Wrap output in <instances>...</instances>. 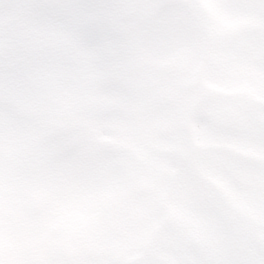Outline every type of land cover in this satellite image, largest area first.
I'll use <instances>...</instances> for the list:
<instances>
[{"label": "rangeland", "instance_id": "rangeland-1", "mask_svg": "<svg viewBox=\"0 0 264 264\" xmlns=\"http://www.w3.org/2000/svg\"><path fill=\"white\" fill-rule=\"evenodd\" d=\"M101 1L102 0H96L95 6L93 3H89L88 7L86 8L87 12H85L76 8V4L78 2L80 4H85L84 0H0V7H8V9L12 10V12L14 10L17 11L15 15L6 19L1 15V19L3 20V22H0L1 36H5L7 34L8 37L13 36L19 38L18 30L23 35H25V29H21L25 24L20 25V20L26 19L28 20L27 24L34 28V30H32V34H40V36L47 38L43 48L35 54L38 59L41 60L43 58L45 60H41L43 61L42 63L39 62L40 60L34 61L32 59H28L29 49H27L25 46H22L19 48L24 49L20 50L17 54L24 63H21V66L13 70L15 73L11 72L9 65H4L2 68L0 67V179L5 178V188L0 199V227L1 224H5L4 220H6L7 224L10 225L11 223L20 225V222L22 221V215L17 212H12L13 208L7 206L6 200L7 202H11L12 200L18 198V196L25 195L20 190L23 184L32 185L35 192H37V189L43 192L42 194L37 195V198L39 197L41 201L40 204L37 206L34 205V207L35 209H49L50 212L46 213L45 218L51 216L53 214L52 211H58L57 213L63 214L67 212L68 209L73 210V207L76 204H79L85 200V193H96L95 190L88 187H90L93 182L97 183L96 180L99 178L98 175L93 176L92 172L85 173L84 171L82 172V170L80 174L73 173L75 170H73L71 173L68 167L73 168L78 165L79 167H82V158L77 159L78 151L86 148V150L89 152L91 150L98 152L101 149L98 146L99 143H95L97 141V133L94 135L96 138L93 142L82 140L83 143L81 144L73 142L70 146H68V144L64 141V137L69 134V130L58 131L61 129V126H58L57 124L49 127V133L46 135V138L47 143H51L52 145H48L51 150L46 151L45 156L47 159H51V165L49 167H42L40 162L43 159L36 160V155L32 156V154L34 152L45 151L44 145L46 146V142L42 141L40 143L39 131L31 133L29 130L33 124V117L36 111H38L37 105L31 104V106L34 105L32 112H30V114L33 116L32 119H29L27 113L18 115L16 111L14 112L13 109L9 108H12L15 103L18 104V102L21 101L24 103H32V100L29 99V96H32L31 93L36 94V89L39 92H42L43 85L47 81L52 84V87H57L56 90H59V88L63 86H67L71 90H77L82 85L84 86L86 75L94 65L95 60L93 59H95L97 56H100V54H97L96 50V43L98 45L102 43L99 37L86 40L88 43H91V52L85 53L86 58H83V63L81 66L76 68L67 76H63L64 80L61 82L58 81V77L59 74H64V70L63 68L57 70L55 67L58 65L57 62H59L64 57L62 53L66 51L69 41L68 38L72 39L73 41L69 47L72 48L69 54V62L71 64L76 63L77 54L75 49L78 47L80 48V45L85 42L84 39H80L79 37L72 38L67 35V32L68 34H71L73 30L70 29L71 26H67L65 19L69 17H73L74 19L79 18L82 26L85 22L88 23L90 21H95V16L98 14V12H100L101 15V11L97 9V6ZM156 1L157 0H126L123 4H120L118 8H122L125 4H134L136 2L149 6L152 2L155 3ZM252 1L253 0L206 1L209 4L208 11H210L211 16L210 29H213L212 32L214 38L213 46L210 49L211 60L209 65L208 79L211 83L214 81L220 82L224 86L223 88L225 90H248L256 95L258 94L264 96V64H260V67L258 65L254 66L256 64H251V59L258 56V54L261 52L260 49L264 50V0H256L255 2ZM114 2L115 1L108 3V6L105 9L110 8ZM182 5L183 4L179 0H174L171 2L172 8L170 6H168V8L166 7L163 10V13L164 15L170 14L171 12L174 15L177 13L180 17L185 10L184 17L186 22L181 25L179 30L180 32L188 31L189 33H191L193 30V33H195L196 24L194 25V14L191 15V13H188L190 10L183 7ZM20 6L22 7L18 10ZM70 11L72 12L70 13ZM36 13L42 17V21H34L35 18L38 19V16H35ZM60 13L62 16L58 17ZM196 14H198L200 17L199 13ZM198 21H200L199 18ZM240 25L242 27L240 31H245L243 36H241V44L242 47L244 46V50L241 52L235 50L226 36L228 32H236ZM252 28H257L259 32L262 33V36L259 33L254 34L253 36L256 41H258V43H255L251 38V32H249V30ZM206 36L207 34L205 25L202 22L200 32H198V39L201 42L202 51L206 41ZM62 39H65V43L63 45V49L61 50V43L63 42ZM197 41L198 40L194 38V51L197 48ZM18 44L19 42L16 45ZM1 45L2 39L0 38V47ZM55 49L60 50L57 52ZM191 56V52H188L187 57ZM3 58H5L4 50L0 51V59ZM30 65H32L31 68L29 67ZM195 65L196 64L194 63V66ZM69 69L70 66L68 64L65 71H68ZM11 78L15 79L16 82L10 83L9 79ZM30 79H34V81L37 79L32 85V91H30L29 87L31 84ZM114 79L118 80L120 77L115 76ZM226 80L229 82H225ZM3 84L10 85L7 87L3 86ZM224 84L228 86H225ZM2 89H5V91ZM71 93L73 94L74 91ZM94 95L95 93L82 94L80 95V99L84 105H87L88 101L91 100ZM204 100L207 101L208 99L204 98ZM239 102L243 106H248V108H253V105L259 107V104L255 102L245 100H240ZM66 110H68V113H73L71 106L66 108ZM254 110H256V108H254ZM255 121L256 120L252 122L254 123ZM43 122L44 120H38L36 128L41 127ZM204 125L205 124H203L202 128L200 127L199 129V147L197 148L198 150L195 154L197 155V160L203 156L216 155L213 152L216 147L212 148L210 146V141H213V139L210 140L212 134L211 132H207L205 130L203 127ZM22 131L25 134L24 136H22ZM54 131L59 132V135L56 138L54 137ZM117 137L120 139L119 135H117ZM87 138H90L89 135ZM52 141L54 143H52ZM240 141L241 139L236 141V143H239ZM59 143H62V148L56 147ZM22 146H25V148H23V152ZM183 151L184 149L180 150L179 153H183ZM261 157H264V153L261 154ZM147 159L150 158L147 156ZM262 161L264 162V160ZM240 163H242V161ZM35 167H37L39 170H42V172L38 173L34 170L36 174H28V171ZM57 168L59 169L57 177L58 180H62L64 172L67 168L66 180L62 181V187L60 190L53 187V183H55L56 180L50 181L49 186H43V179L47 178V172ZM259 173H261V169H259ZM188 177L189 172L185 170L180 178V193L176 199V203L179 206H183L186 195H189V192H191L190 189H192L189 187L190 183ZM221 178H223V180L228 183L230 189H233L230 186V180L227 176L223 175ZM261 178L264 180V174L261 176ZM65 183L68 185L67 188L63 187ZM135 185L139 186L137 182H135ZM225 189L228 190L226 186ZM68 190L75 191V193H73V198L77 199V201L72 200L71 202V196L66 200H63V198L60 197L61 191L67 192ZM102 192L103 191L101 190L99 193ZM254 195L256 196V194ZM180 196H182V198ZM132 197L135 201L134 205L143 201V197H135L134 195ZM68 201L69 203L71 202V204L67 203ZM103 201L106 203V206H110L111 201L107 199H104ZM258 202L259 204L256 208L258 211L255 213L253 212V209L250 208L251 215L250 218L247 217V222L251 227H257L259 230L264 231V210H261L262 206L264 205V199L262 201L259 198ZM5 203L6 205L3 209L2 205ZM98 203L100 205L99 200ZM39 205L42 206L37 208ZM174 215V219L182 222V220H180L176 214ZM3 216L5 217L3 218ZM114 221L115 219H112L108 222V224L113 226ZM28 223L29 230L35 229L37 225L41 223H43L49 231L52 229L51 222H47L46 220L41 222L37 219L35 220L31 218ZM213 223L216 222H213L211 219L207 218V225L203 226L205 234L203 232L198 233V229L201 226L197 227V229L195 227V230L194 228H189L194 235H199L202 241L206 240L209 246L211 245L215 247V249H212V254L218 255L217 259L220 261L219 264H229L225 261V256L221 255L224 252L225 247L223 248L222 245L219 250H217L216 237L215 240L212 241L213 237L211 235L214 233V226H212ZM23 231L24 230L19 231V233L24 234ZM243 233H245L244 235L247 236L244 240V252L243 257H240L241 260H243L245 264H264V242L253 235L248 234L247 231H243ZM38 237H41L40 233L38 234ZM21 238L23 242H26V244L23 245L25 247H21L25 248V250L28 249V251L22 250L20 252V249L17 252L9 251L8 247L7 250H1L3 248V242L5 238L3 234H0V264L41 263L39 259L44 258V256L31 245L33 242L27 239L25 235H23ZM45 238L53 239L47 235H45ZM163 241H171V238L164 237L162 239V242ZM222 243L224 244V241ZM168 244L169 243H165L162 246L166 247ZM158 245L159 244H157V246ZM3 251L6 252L2 254ZM162 255H164V258L167 262L171 261L173 264H195V261L193 263L190 258L187 257V255L184 256L183 260L178 256L175 257V255L172 254L166 255V252L164 251L162 252ZM245 255L246 258L244 257ZM45 258L51 257L47 255ZM203 264H214V262L209 259H204Z\"/></svg>", "mask_w": 264, "mask_h": 264}, {"label": "snow or ice", "instance_id": "snow-or-ice-1", "mask_svg": "<svg viewBox=\"0 0 264 264\" xmlns=\"http://www.w3.org/2000/svg\"><path fill=\"white\" fill-rule=\"evenodd\" d=\"M197 210L218 225L231 223L230 209L224 197L215 190L210 191L206 201Z\"/></svg>", "mask_w": 264, "mask_h": 264}]
</instances>
